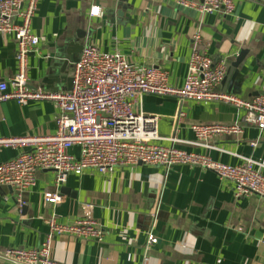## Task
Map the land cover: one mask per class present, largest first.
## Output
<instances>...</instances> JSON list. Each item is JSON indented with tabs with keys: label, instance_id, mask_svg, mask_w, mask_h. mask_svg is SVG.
Listing matches in <instances>:
<instances>
[{
	"label": "crops",
	"instance_id": "0c3cea01",
	"mask_svg": "<svg viewBox=\"0 0 264 264\" xmlns=\"http://www.w3.org/2000/svg\"><path fill=\"white\" fill-rule=\"evenodd\" d=\"M233 1L232 15L201 16L179 7L177 0H39L31 31L47 41L29 57V87L66 92V84L55 80L68 59L78 62L81 53L70 55V49L83 33L85 46L121 54L136 69L164 70L169 84L181 88L193 53V35L201 28L200 49L214 62L227 65L221 90L253 100L264 90V0ZM93 8L102 15L92 17ZM16 53L13 37L0 36L1 82L9 83L17 74ZM140 105L143 113L158 118L162 139L176 132L179 110L186 113L178 126V148L229 166L253 159L264 174V131L244 125L241 111L220 103H179L156 95L143 96ZM58 115L49 101L26 106L2 103L0 139L53 136ZM195 125H239L244 133L211 139L208 145L216 149L196 147L189 144L195 140ZM158 144L170 146L166 141ZM0 150V164L21 153L20 149ZM71 154L76 157L80 149L72 148ZM37 177L23 207L16 203L12 188L0 186V256L7 249L39 248L52 217L70 224L91 206L90 217L104 231V241L56 237L52 257L58 263L139 264L148 254L149 264H264V199L256 195L236 199L234 185L206 169L174 166L167 170L140 164L119 166L109 175L88 170L69 176L60 189L55 187L53 172ZM47 192L58 193L61 202L45 203ZM153 226L159 242L147 252ZM0 264L8 263L0 259Z\"/></svg>",
	"mask_w": 264,
	"mask_h": 264
},
{
	"label": "built area",
	"instance_id": "2783aa9c",
	"mask_svg": "<svg viewBox=\"0 0 264 264\" xmlns=\"http://www.w3.org/2000/svg\"><path fill=\"white\" fill-rule=\"evenodd\" d=\"M38 5L39 0H0V36L13 37L17 45V74L9 83L0 81V104L16 101L26 106L49 101L59 114L53 136L0 139V149L21 151L17 158L0 164V186L14 190L15 201L20 207L25 204V194L36 185L39 173L53 172L55 187L60 189L71 175L81 176L88 170L109 175L119 166L140 164L167 170L174 166L200 167L230 181L236 199L253 195L264 199V174L257 169L261 167L259 163L245 159L240 166H229L178 148V126L186 120V113L179 110L175 117L176 132L168 139H162L158 118L146 115L141 109V98L145 95L172 97L179 103H220L241 111L244 125L264 131V90L253 100L224 93L221 86L227 72L226 62L216 63L200 49L201 28L193 35V53L181 88L169 84V75L164 70L136 69L123 55L103 53L87 44L74 66L71 91L32 89L28 83L29 57L47 41L44 36H36L31 31ZM177 5L201 16L215 13L229 16L236 10L233 0H177ZM90 15L99 17L102 13L93 8ZM192 132L195 140L189 144L216 149L208 145L211 139L242 135L244 128L239 125H195ZM159 141H166L170 146L159 145ZM74 147L80 148V159L71 154ZM61 200L58 193L44 194L45 203L50 205L56 206ZM91 208L86 207L83 216L70 224H60L52 217L47 223L49 233L39 248L7 249L0 259L8 264H61L52 257L56 237L71 235L103 242L105 233L92 221ZM158 242L153 226L148 233L147 252ZM149 263L146 254L139 264Z\"/></svg>",
	"mask_w": 264,
	"mask_h": 264
},
{
	"label": "water",
	"instance_id": "95a60500",
	"mask_svg": "<svg viewBox=\"0 0 264 264\" xmlns=\"http://www.w3.org/2000/svg\"><path fill=\"white\" fill-rule=\"evenodd\" d=\"M86 35L81 33L78 34L77 38L71 44L70 55L71 54H80L82 53L85 45ZM76 63L72 58L68 59L66 63L63 64L61 70L57 74V79L55 83L57 84H66V91L69 92L73 88V79H74V67ZM224 82V81H223ZM224 84V83H222Z\"/></svg>",
	"mask_w": 264,
	"mask_h": 264
},
{
	"label": "rangeland",
	"instance_id": "374dc122",
	"mask_svg": "<svg viewBox=\"0 0 264 264\" xmlns=\"http://www.w3.org/2000/svg\"><path fill=\"white\" fill-rule=\"evenodd\" d=\"M80 149V148H79ZM72 153V149L70 151ZM77 159H80V154L79 155H76Z\"/></svg>",
	"mask_w": 264,
	"mask_h": 264
}]
</instances>
